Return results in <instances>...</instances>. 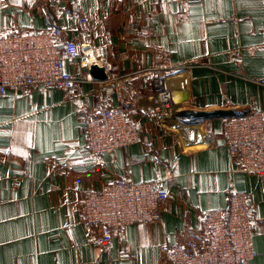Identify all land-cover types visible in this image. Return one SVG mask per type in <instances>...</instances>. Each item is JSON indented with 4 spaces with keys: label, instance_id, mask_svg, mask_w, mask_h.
I'll list each match as a JSON object with an SVG mask.
<instances>
[{
    "label": "crops",
    "instance_id": "0c3cea01",
    "mask_svg": "<svg viewBox=\"0 0 264 264\" xmlns=\"http://www.w3.org/2000/svg\"><path fill=\"white\" fill-rule=\"evenodd\" d=\"M13 25L61 27L63 39L103 55L93 63L113 65L122 87L107 93L94 77L82 93L0 96V264H171L169 249L198 237L235 190L251 206L250 264H264V177L237 171L224 126L230 112L264 109V0H0V29ZM87 58L69 67L77 77L90 73ZM123 102L139 142L92 155L79 111ZM117 177L161 180L169 198L160 220L129 223L111 245L114 260L99 259L82 200Z\"/></svg>",
    "mask_w": 264,
    "mask_h": 264
},
{
    "label": "built area",
    "instance_id": "2783aa9c",
    "mask_svg": "<svg viewBox=\"0 0 264 264\" xmlns=\"http://www.w3.org/2000/svg\"><path fill=\"white\" fill-rule=\"evenodd\" d=\"M182 7L202 0H176ZM80 29L89 30V20L80 19ZM60 27L37 30L14 26L0 29V96L8 90L44 87L83 92L86 82L93 81L88 73L76 76L70 66L80 61L85 66L89 52L92 60L103 59L95 49L82 51L78 42L63 39ZM95 62V61H94ZM107 78L99 81L107 93L117 92L122 83L113 65L105 67ZM264 85V76L260 79ZM162 82L158 90L163 91ZM169 99V93L164 94ZM128 103L110 105L92 113L79 111L87 134V149L96 156L138 143L140 132ZM225 142L237 162V171L264 177V109L245 108L226 119ZM169 192L160 180L136 181L132 177H117L102 191H87L82 200L83 220L99 236L94 245L101 249L99 259L114 260L111 245L121 230L133 222L161 219L163 204ZM228 209L215 208L202 220L198 237L169 249L171 264H250L258 256L253 244L251 206L245 191H233ZM120 260H129L120 251Z\"/></svg>",
    "mask_w": 264,
    "mask_h": 264
},
{
    "label": "water",
    "instance_id": "95a60500",
    "mask_svg": "<svg viewBox=\"0 0 264 264\" xmlns=\"http://www.w3.org/2000/svg\"><path fill=\"white\" fill-rule=\"evenodd\" d=\"M90 73L92 76H94L97 79H101L104 80L107 78V74H106V70L103 66L97 64V63H93V65L91 66L90 69ZM188 98V96L186 94H182L180 96H177V100L179 102L185 101ZM230 116H234L237 115L234 112H230L229 113Z\"/></svg>",
    "mask_w": 264,
    "mask_h": 264
},
{
    "label": "bare ground",
    "instance_id": "6f19581e",
    "mask_svg": "<svg viewBox=\"0 0 264 264\" xmlns=\"http://www.w3.org/2000/svg\"><path fill=\"white\" fill-rule=\"evenodd\" d=\"M91 58H92V53L89 52V53H88V58H87V60L89 61Z\"/></svg>",
    "mask_w": 264,
    "mask_h": 264
}]
</instances>
